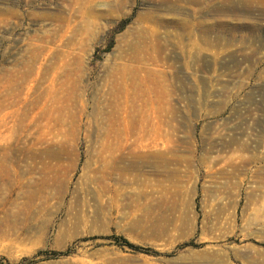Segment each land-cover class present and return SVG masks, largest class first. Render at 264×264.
I'll list each match as a JSON object with an SVG mask.
<instances>
[{"label":"rangeland","instance_id":"rangeland-1","mask_svg":"<svg viewBox=\"0 0 264 264\" xmlns=\"http://www.w3.org/2000/svg\"><path fill=\"white\" fill-rule=\"evenodd\" d=\"M0 264H264V0H0Z\"/></svg>","mask_w":264,"mask_h":264}]
</instances>
